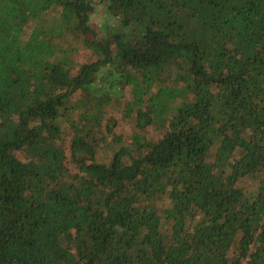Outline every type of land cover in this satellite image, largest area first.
Here are the masks:
<instances>
[{
    "label": "trees",
    "instance_id": "obj_1",
    "mask_svg": "<svg viewBox=\"0 0 264 264\" xmlns=\"http://www.w3.org/2000/svg\"><path fill=\"white\" fill-rule=\"evenodd\" d=\"M0 264H264V0H0Z\"/></svg>",
    "mask_w": 264,
    "mask_h": 264
},
{
    "label": "rangeland",
    "instance_id": "obj_2",
    "mask_svg": "<svg viewBox=\"0 0 264 264\" xmlns=\"http://www.w3.org/2000/svg\"><path fill=\"white\" fill-rule=\"evenodd\" d=\"M97 1V0H96ZM106 13V11L104 10V7L102 6L101 9H98L96 14L92 16L91 19V26L95 29V30H99L102 32L103 35L105 34H112V27L111 25H113V19H111ZM103 23H106L105 25H102Z\"/></svg>",
    "mask_w": 264,
    "mask_h": 264
}]
</instances>
